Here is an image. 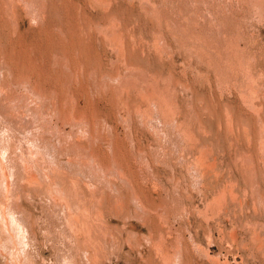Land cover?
<instances>
[{
  "label": "rangeland",
  "instance_id": "374dc122",
  "mask_svg": "<svg viewBox=\"0 0 264 264\" xmlns=\"http://www.w3.org/2000/svg\"><path fill=\"white\" fill-rule=\"evenodd\" d=\"M0 55V264H264V0H0Z\"/></svg>",
  "mask_w": 264,
  "mask_h": 264
},
{
  "label": "bare ground",
  "instance_id": "6f19581e",
  "mask_svg": "<svg viewBox=\"0 0 264 264\" xmlns=\"http://www.w3.org/2000/svg\"><path fill=\"white\" fill-rule=\"evenodd\" d=\"M107 28H108V27H107ZM108 29H109V28H108ZM60 30H61V29H60ZM119 30H120V29H119ZM104 31H105V30H104ZM121 31H122V30H121ZM105 33H106V32H105ZM107 34H108V33H107ZM110 34H111V33H110ZM116 34H117V32H116ZM121 34H122V33H121ZM114 35H115V34H114ZM119 35H120V34H119ZM112 37H113V36H112ZM113 40H114V39H113ZM119 41H120V40H119ZM124 44H125V43H124ZM121 45H123V44H121ZM117 46H118V45H117ZM115 48H117V47H115ZM122 48H123V47H122ZM120 49H121V48H120ZM234 55H235V53H234ZM238 55H239V54H238ZM0 56H1V55H0ZM57 56H58V55H57ZM62 56H63V55H62ZM231 56H232V55H231ZM241 56H242V54H241ZM63 57H64V56H63ZM229 57H230V55H229ZM239 57H240V56H239ZM243 57H245V55H244ZM0 58H1V57H0ZM5 58H6V57H5ZM66 58H67V57H66ZM226 59H228V58H226ZM235 59H236V57H235ZM240 59H241V57H240ZM242 59H243V58H242ZM242 59H241V60H242ZM244 59H245V58H244ZM244 59H243V60H244ZM65 60H66V59H65ZM237 60H238V59H237ZM68 61H69V60H68ZM230 61H231V60H230ZM245 61H246V60H245ZM243 62H244V61H241L242 64H243ZM5 63H6V62H5ZM126 63H127V62H126ZM245 63H246V62H245ZM248 63H249V62H248ZM11 64H12V63H11ZM65 64H67V63H65ZM82 64H83V63H82ZM7 65H8V64H7ZM5 66H6V65H5ZM66 66H67V65H66ZM128 66H129V65H128ZM138 66H139V65H138ZM249 66H250V65H249ZM67 67H68V66H67ZM82 67H83V65H82ZM82 67H81V69H82ZM130 67H132V66H130ZM130 67H129L128 69H130ZM240 67H241V66H240ZM68 68H69V67H68ZM248 68H249V67H247V69H248ZM70 69H71V68H70ZM131 69H133V68H131ZM135 69H136V68H135ZM245 69H246V68H245ZM249 69H251V67H250ZM82 70H83V69H82ZM21 71H22V69H21ZM73 71H74V70H73ZM127 71H128V70H126V72H127ZM134 71H136V70H134ZM134 71H133V72H134ZM138 71H139V70H138ZM141 71H142V70H141ZM231 71H233V70H231ZM244 71H245V70H244ZM250 71H251V70H250ZM17 72H18V71H17ZM96 72H97V71H96ZM128 72H129V71H128ZM131 72H132V71H131ZM142 72H143V71H142ZM233 72H234V71H233ZM251 72H252V71H251ZM29 73H30V72H29ZM136 73H137V72H136ZM228 73H229V72H228ZM130 74H131V73H130ZM132 74L134 75V73H132ZM132 74H131V75H132ZM139 74H140V73H139ZM139 74H138V75H139ZM146 74H147V73H146ZM230 74H231V73H230ZM244 74H245V73H244ZM246 74H247V73H246ZM249 74H251V73H249ZM92 75H93V74H92ZM127 75H128V73H127ZM32 76H33V75H32ZM73 76H74V75H73ZM134 76H135V75H134ZM141 76H142V75H141ZM147 76H148V75H147ZM125 77H126V76H125ZM145 77H146V76H145ZM228 77H230V75H229ZM244 77H245V76H244ZM19 78H20V77H19ZM78 78H79V77H78ZM95 78H97V77H95ZM130 78H131V77H130ZM130 78H129V80H130ZM137 78H138V77H137ZM234 78H235V77H234ZM36 79H37V78H36ZM126 79H127V78H125V81H126ZM138 79H139V78H138ZM138 79H137L136 81H138ZM140 79H141V78H140ZM241 79H242V78H241ZM248 79H249V78H248ZM103 80H105V79H103ZM103 80H102V81H103ZM123 80H124V79H123ZM144 80H145V79H144ZM238 80H239V79H238ZM127 81H128V80H127ZM147 81H148V80H147ZM229 81H230V80H229ZM229 81H228V82H229ZM231 81H232V80H231ZM241 81H242V80H241ZM248 81H249V80H248ZM252 81H253V79L251 80V82H252ZM24 82H25V81H24ZM37 82H38V81H37ZM130 82H131V81H130ZM133 82H134V81H133ZM149 82H150V80H149ZM152 82H153V81H152ZM18 83H19V82H18ZM26 83H27V82H26ZM26 83H23V85L26 84ZM78 83H79V82H78ZM121 83H122V82H121ZM154 83H155V82H154ZM252 83H254V82H252ZM34 84H35V83H34ZM71 84H72V82H71ZM102 84H103V83L100 84L101 87H102ZM109 84H110V83H109ZM145 84H146V81H145ZM145 84H144V85H145ZM149 84H151V83H148V86H149ZM256 84H257V82H256ZM104 85H105V84H104ZM118 85H119V84H118ZM130 85H131V84H130ZM141 85H142V84H141ZM153 85H154V84H153ZM245 85H247V84H245ZM245 85H243V86H245ZM250 85H254V84H251L250 81H249V86H250ZM258 85H259V84H258ZM21 86H22V85H21ZM28 86H29V83H28ZM28 86H27V84H26V87H28ZM30 86H31V85H30ZM132 86H133V85H132ZM139 86H140V85H139ZM150 86H151V85H150ZM154 86H155V85H154ZM157 86H158V85H157ZM259 86H260V85H259ZM3 87H4V85H3ZM24 87H25V86H24ZM32 87H33V86H32ZM34 87H36V86H34ZM103 87H105V86H103ZM111 87H112V86H111ZM124 87H125V86H124ZM124 87H123V88H124ZM136 87H138V86H136ZM142 87H143V86H142ZM158 87H159V86H158ZM158 87H157V88H158ZM241 87H242V86H241ZM29 88H30V87H28V88H26V89L29 91V90H30ZM106 88H107V87H106ZM109 88H110V87H109ZM123 88H122V89H123ZM129 88H130V86H129ZM143 88H144V87H143ZM157 88H156V89H157ZM245 88H246V86H245ZM252 88H253V87H252ZM256 88L259 89L260 87L258 88V87L256 86ZM262 88H263V87H262ZM26 89H25V90H26ZM124 89H126V88H124ZM150 89H151V88H150ZM159 89H160V88H159ZM243 89H244V88H243ZM254 89H255V87H254ZM254 89H253L252 91H254ZM27 90H26V92H27ZM31 90H32V92H34V91H33V88H31ZM132 90H133V88H132ZM138 90H140V89H138ZM157 90H158V89H157ZM245 90H246V89H245ZM37 91H38V90H35V92H37ZM123 91H124V90H123ZM130 91H131V89H130ZM140 91H141V90H140ZM147 91H148V90H147ZM160 91H161V90H160ZM160 91H159L158 95L160 94ZM163 91H164V90H163ZM249 91H250V89H249ZM29 92H30V94H31V91H29ZM35 92L33 93V94H35V95H33V96L36 97V94H37L38 92H37V93H35ZM61 92H62V91H61ZM154 92H155V90H154ZM154 92H153V93H154ZM157 92H158V91H157ZM164 92H165V91H164ZM164 92H163V93L161 92V94L163 95ZM168 92H169V91H168ZM247 92H248V91H247ZM53 93H54V92H53ZM136 93H137V92H136ZM138 93H139V92H138ZM140 93H141V92H140ZM143 93H144V92H143ZM145 93H146V92H145ZM253 93H254V92H253ZM262 93H263V92H262ZM28 94H29V93H28ZM40 94H41V93H39L38 95H40ZM123 94H124V93H123ZM244 94H245V93H244ZM259 94H260V93H259ZM140 95H141V94H140ZM153 95H154V94H153ZM155 95H157V94H155ZM164 95H166V94H164ZM164 95H163V96H164ZM167 95H168V94H167ZM167 95H166V96H167ZM241 95H242V94H241ZM250 95H251V94H250ZM254 95H255V93H254ZM41 96H42V95H40L39 97H41ZM66 96H67V95H66ZM124 96H125V94H124ZM141 96H142V95H141ZM163 96H162V97H163ZM166 96H164V98H162V97H161V98H162V99H168V97H166ZM244 96H245V98L248 97V96L246 97V95H244ZM244 96H242V97H243V100H244ZM30 97H31V96H29V101L31 102ZM42 97H43V96H42ZM165 97H166V98H165ZM22 98H23V97H22ZM33 98H34V97H33ZM142 98H143V97H142ZM161 98H159V99H161ZM252 98H254V97L251 96V99H252ZM34 99H35V98H34ZM43 99H44V97H43ZM148 99H149V98H148ZM152 99H153V98H152ZM16 100H17V98H16ZM37 100H38V97L36 98V101H37ZM41 100H42V99H41ZM41 100H39V101H41ZM44 100H45V99H44ZM46 100H47V99H46ZM124 100H126V99L124 98ZM149 100H151V98H150ZM154 100H155V99H154ZM170 100H171V99H170ZM18 101H19V100H18ZM21 101H22V99H21ZM25 101H26V100H25ZM27 101H28V100H27ZM32 101H33V100H32ZM39 101H38V102H39ZM42 101H43V100H42ZM156 101H158V100H156ZM164 101H165V100H164ZM244 101H245V100H244ZM248 101H249V99H248ZM250 101H251V100H250ZM250 101H249V102H250ZM252 101H253V99H252ZM254 101H255V99H254ZM168 102H170V101H168ZM246 102H247V101H246ZM249 102H247L248 105H250ZM41 103H42V102H41ZM45 103H46V102H45ZM47 103H48V102H47ZM122 103H124V102H122ZM150 103H151V102H150ZM165 103H166V102H165ZM171 103H172V102H171ZM32 104H33V103H32ZM35 104H36V102H35ZM152 104H153V103H152ZM156 104H157V103H156ZM160 104H161V103H160ZM251 104H253V103H251ZM41 105H42V104H41ZM45 105H47V104H44L43 106H45ZM137 105H138V104H137ZM154 105H155V102H154ZM154 105H153V106H154ZM158 105H159V104H158ZM161 105H162V104H161ZM170 105L173 106L172 104H170ZM253 105H254V104H253ZM156 106H157V105H156ZM156 106H154V107H156ZM163 106H164V105H163ZM163 106H162V107H163ZM39 107H40V106H39ZM48 107H49V106H48ZM48 107H46V108H47L48 111H49V108H48ZM166 107H168V106H166ZM36 108H37V106H36ZM51 108H52V107H51ZM130 108H131V107H130ZM137 108H138V109H139V108L141 109L142 107H138V106H137ZM148 108H149V107H148ZM151 108H152V106H151ZM157 108H158V107H157ZM157 108H156V109H157ZM170 108H171V107H170ZM174 108H175V107H173L172 110H173ZM255 108H256V107H255ZM255 108H254V109H255ZM56 109H57V108H56ZM138 109H137V111H138ZM154 109H155V108H154ZM154 109H153V110H154ZM164 109H165V108H164ZM259 109H260V108H259ZM131 110H133V109H131ZM145 110H146V109H145ZM145 110H144V111H145ZM160 110H161V108H160ZM172 110H171V111H172ZM55 111H57V113H58V110H55ZM141 112H142V110H141ZM141 112H140V113H141ZM146 112H149V111H146ZM155 112H156V111H155ZM159 112H160V111H159ZM159 112H158V113H159ZM168 112H170V111H168ZM172 112H173V111H172ZM174 112H176V111L174 110ZM257 112H258V109H257ZM259 112H260V110H259ZM142 113H143V112H142ZM144 113H145V112H144ZM151 113H152V110H151ZM158 113H157V114H158ZM145 114H148V113H145ZM152 114L157 115L156 113H152ZM152 114H149V115H152ZM159 114H161V113H159ZM159 114H158V115H159ZM163 114H164V113H163ZM163 114H162V115H163ZM258 115L260 116V113H259ZM146 116H147V115H146ZM146 116H145V117H146ZM143 117H144V116H143ZM227 117H228V116H227ZM231 117H232V115H231ZM231 117H228V118H231ZM160 118H161V117H160ZM228 118H227V119H228ZM161 119H162V118H161ZM228 120H229V119H228ZM243 125H244V124H243ZM263 128H264V127H263ZM263 128H262V129H263ZM185 129H186V128H185ZM249 129H250V128H249ZM262 129H261V130H262ZM261 130H260V131H261ZM95 133H96V132H95ZM183 133H184V131H183ZM261 133H262V131H261ZM263 133H264V132H263ZM186 134H187V133H186ZM191 134H192V133H191ZM191 134H190V135H191ZM261 135H262V134H261ZM191 136H192V135H191ZM96 137H97V136H96ZM261 137L263 138V137H264V134H263ZM191 138H192V137H191ZM194 139H195V137H194ZM263 140H264V138H263ZM260 141H261V140H260ZM260 141H259V142H260ZM262 142H263V141H262ZM262 142H260V144H262ZM263 144H264V143H263ZM261 146H262V145H259V147H261ZM263 148H264V147H263ZM202 150H204V149H202ZM205 150H206V149H205ZM263 150H264V149H262L261 152H262ZM209 152H210V151H209ZM263 152H264V151H263ZM201 153H204V152H201ZM206 155H207V153H206ZM208 155H209V153H208ZM261 155H262V154H261ZM202 159H203V158H202ZM238 159H240V160L242 161L241 157H239ZM247 159H249V158H247ZM250 159H251V158H250ZM263 159H264V158H263ZM113 161H114V160H113ZM243 161H244V160H243ZM0 162H1V161H0ZM208 162H209V161H208ZM246 162H247V161L245 160V163H246ZM250 162H251V161H249V163H250ZM262 162H264V161H262ZM0 164H1V163H0ZM241 164H242V163H241ZM247 164H248V162H247ZM115 165H116V164H115ZM117 165H118V164H117ZM117 165H116V166H117ZM241 166H242V165H241ZM0 168H1V166H0ZM252 168H253V167H252ZM1 169H2V168H1ZM200 173H201V172H200ZM200 173H199V175H200ZM254 174H255V173H254ZM203 176H204V175H203ZM201 177H202V176H201ZM11 179H12V178H11ZM200 179H201V178H200ZM197 180H198V178H197ZM201 181H202V180H201ZM201 181H200V182H201ZM253 181H254V180H253ZM253 181H252V183H254ZM3 182H4V181H3ZM200 182H199V183H200ZM8 183H9V182H8ZM8 183H7V186H8ZM195 183H196V182H195ZM256 183H257V180H256ZM3 184H4V183H3ZM234 184H236V183H234ZM198 185H201V184H198ZM231 185H232V184H231ZM256 185H258V184H256ZM4 186H6V185H4ZM234 186H235V185H233V188H234ZM259 186H260V185H259ZM259 186H256V187H258L259 190H260V187H259ZM198 187H199V186H198ZM254 187H255V185L253 186L252 189H254ZM4 188L6 189V187H4ZM8 188H10V186H9ZM11 188H12V187H11ZM46 188H47V187H46ZM233 188L231 187V190H232ZM53 189H54V188H53ZM255 189H256V188H255ZM54 190H55V189H54ZM56 190H57V189H56ZM6 191H7V190H6ZM8 191H9V190H8ZM254 191H255V190H254ZM254 191H253V192H254ZM257 191H258V189H257ZM253 192H252V193H253ZM259 192H260V191H259ZM48 193H49V192H48ZM6 194H7V193H6ZM236 194H237V193H236ZM222 195H223V194H222ZM225 195H226V194H225ZM231 197H232V196H231ZM252 197H253V196H252ZM261 197H262V196H261ZM232 198H233V197H232ZM257 198H259V197H257ZM233 199H234V198H233ZM260 199H261V198H260ZM217 200H218V199H217ZM234 200L237 201L236 198H235ZM261 200H263V199H261ZM215 201H216V200H215ZM225 201H226V200H225ZM222 202H223V201H222ZM222 202H221V203H222ZM254 202H255V201H254ZM260 202H261V201H260ZM224 203H225V202H224ZM258 203H259V202H258ZM218 204H220V203H218ZM218 204H217V206H218ZM207 205H208V204H207ZM210 205H211V202H210ZM210 205H208V206H210ZM212 205H213V206H212L213 209L215 210L214 207H215L216 205L214 206L213 203H212ZM263 205H264V204H263ZM263 205H262V206H263ZM208 206H207V208H208ZM255 206H256V205H254V208H255ZM260 206H261V205H260ZM3 207H4V206H3ZM3 207H2V208H3ZM218 207H219V206H218ZM209 208L212 209L211 206H210ZM220 208H221V207H220ZM222 208H223V207H222ZM222 208H221V209H222ZM256 208H257V207H256ZM3 209H5V208H3ZM3 209H2V210H3ZM216 209H217V208H216ZM261 209H262V208H261ZM263 209H264V208H263ZM214 210H213V212H214ZM3 211H4V210H3ZM206 211H207V210H206ZM217 211H218V209H217ZM207 212H208V211H207ZM211 212H212V211H211ZM213 212H212V213H213ZM222 212H223V211H222ZM256 212H257V211H256ZM76 214H77V212H76ZM78 214H79V213H78ZM218 214H219V213H218ZM214 215H216V214H214ZM95 216H96V215H95ZM212 216H213V215H212ZM75 217H77V216L75 215ZM80 217H81V216H79V218H80ZM214 217H215V216H214ZM216 217H217V215H216ZM77 218H78V217H77ZM77 218H76V219H77ZM219 218H220V216H219ZM98 219H99V218H98ZM229 219H230V218H229ZM83 220L85 221V219H83ZM79 221H80V223H82V222H81V219H80ZM91 221H92V219H91ZM93 221H94V220H93ZM99 221H100V220H99ZM87 223H88V221H87ZM92 223H93V222H92ZM92 223H91V224H92ZM246 223H248V222H246ZM78 224H79V223H78ZM98 224H99V223H98ZM80 225H81V224H80ZM83 225H84V223H83ZM250 225H251V224H250ZM81 226H82V225H81ZM84 226H85V225H84ZM87 226H88V225H87ZM238 226H239V224H238ZM245 226H246V225H245ZM255 226H256V225H255ZM77 227H78V226H77ZM97 227H98V226H97ZM239 227H240V226H239ZM251 227H252V225H251ZM256 227H257V226H256ZM83 228H84V227H83ZM85 228H86V227H85ZM85 228H84V229H85ZM90 228H93V229H94V227H90ZM240 228H241V227H240ZM80 229H81V228H80ZM244 229H245V228H244ZM81 230H82V229H81ZM88 230H89V229H88ZM88 236H89V235H88ZM162 236H163V235H162ZM160 239H161V237H160ZM160 239H159V240H160ZM159 242H160V241H159ZM161 242H162V241H161ZM161 242H160V243H161ZM156 243H158V241H157ZM159 245H160V244H158V246H159ZM160 246H161V245H160ZM160 246H159V247H160ZM162 246H164L163 243H162ZM159 247H158V248H159ZM15 252H16V251H15ZM19 252H20V251H19ZM19 252H18V253H19ZM166 252H167V251H166ZM16 254H17V253H16ZM168 254H169V253H168ZM166 255H167V254H166ZM166 255L163 256V258L166 257L167 259H166V258H165V259H166V261H167V260H168V256H166ZM14 256H15V255H14ZM19 257H20V255H19ZM170 262H171V260H170ZM170 262H168V263H170Z\"/></svg>",
  "mask_w": 264,
  "mask_h": 264
}]
</instances>
